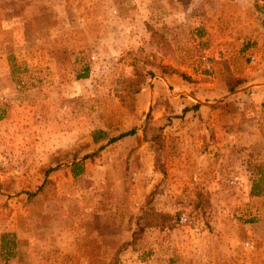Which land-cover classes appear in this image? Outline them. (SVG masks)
<instances>
[{"label": "rangeland", "instance_id": "rangeland-1", "mask_svg": "<svg viewBox=\"0 0 264 264\" xmlns=\"http://www.w3.org/2000/svg\"><path fill=\"white\" fill-rule=\"evenodd\" d=\"M245 4L0 0V264H264V42L239 35ZM220 47L241 55L237 90ZM151 208L173 226L144 224Z\"/></svg>", "mask_w": 264, "mask_h": 264}, {"label": "crops", "instance_id": "crops-1", "mask_svg": "<svg viewBox=\"0 0 264 264\" xmlns=\"http://www.w3.org/2000/svg\"><path fill=\"white\" fill-rule=\"evenodd\" d=\"M243 2L246 3L243 9L245 20H244V23L239 26L241 30L239 32L240 33L239 35L244 36L245 40L247 41L249 40L248 36H250L253 33L252 34L253 40L256 39L257 41L261 40L262 42H264V0H253V1L243 0ZM254 11H255V14H254ZM220 48L221 50H223L222 49L223 47H220ZM231 48L232 46L230 48L226 46L225 51L228 52L230 51ZM225 51L223 50L221 54H218V51L215 53V58L217 60L219 59L222 61V62H219V64L215 66L216 68H222L223 61H227L229 64V61H233L237 58H240L241 56L239 52L231 51L230 53L226 54ZM239 51H240V48H239ZM220 65L221 67H219ZM242 66L246 67V65H242ZM246 70L249 71V68H247ZM259 84L261 85L254 84L253 86H251V88L253 89L252 90L253 94L257 93V95L261 96L260 98H263V101H264V83H259ZM242 86H240L239 88H241Z\"/></svg>", "mask_w": 264, "mask_h": 264}, {"label": "trees", "instance_id": "trees-1", "mask_svg": "<svg viewBox=\"0 0 264 264\" xmlns=\"http://www.w3.org/2000/svg\"><path fill=\"white\" fill-rule=\"evenodd\" d=\"M151 35L157 34L152 28H151ZM223 66H224V71L226 75V88L228 91H233L240 86L244 84L243 80L239 77H235L232 72L229 69L228 64L223 61ZM133 130L127 131L125 133H122L121 136L127 135L132 133ZM112 140H116V138H113ZM81 168L79 167L78 164H75L73 167V173L77 174ZM253 194H256L255 188H252ZM197 199L194 200V208L197 209L198 207H206L209 204V199L203 197V195L200 192L196 193ZM149 213L147 216V220L144 222V224L152 227H159L161 229L166 228V227H172L173 226V220H175L174 216L171 213H168L166 211L162 210H157L155 208L149 209ZM179 219V217H176V221ZM6 234L3 235L1 239V248L2 251H5V253L9 256L12 253V248L15 244L14 241H8L5 239ZM9 242H11L9 244Z\"/></svg>", "mask_w": 264, "mask_h": 264}, {"label": "built area", "instance_id": "built-area-1", "mask_svg": "<svg viewBox=\"0 0 264 264\" xmlns=\"http://www.w3.org/2000/svg\"><path fill=\"white\" fill-rule=\"evenodd\" d=\"M186 219H187V217H186L185 214H182V215L179 216V221L180 222L186 221Z\"/></svg>", "mask_w": 264, "mask_h": 264}]
</instances>
